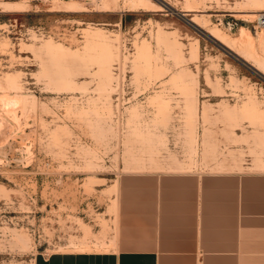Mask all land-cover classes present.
I'll return each mask as SVG.
<instances>
[{"label":"rangeland","instance_id":"374dc122","mask_svg":"<svg viewBox=\"0 0 264 264\" xmlns=\"http://www.w3.org/2000/svg\"><path fill=\"white\" fill-rule=\"evenodd\" d=\"M246 2L0 0V264L108 251L132 176L264 172V76L208 33L264 58Z\"/></svg>","mask_w":264,"mask_h":264},{"label":"crops","instance_id":"0c3cea01","mask_svg":"<svg viewBox=\"0 0 264 264\" xmlns=\"http://www.w3.org/2000/svg\"><path fill=\"white\" fill-rule=\"evenodd\" d=\"M130 180L116 188L108 251L56 252L35 264H264V172Z\"/></svg>","mask_w":264,"mask_h":264},{"label":"bare ground","instance_id":"6f19581e","mask_svg":"<svg viewBox=\"0 0 264 264\" xmlns=\"http://www.w3.org/2000/svg\"><path fill=\"white\" fill-rule=\"evenodd\" d=\"M260 1L261 0H247V7L249 8H254V13H250L252 15H256L257 12L262 11V8H260ZM257 7V8H256ZM251 12V11H250ZM249 14V15H250ZM215 40H217L219 43L222 44V46H224L227 49H230L231 51L235 52L238 56H240L242 59H244L245 61L249 62L250 65L252 67H254L259 73H261L264 76V64H262L259 59H261L260 57H258L256 59L255 54H254V43L252 42V37L251 35L244 29L242 28L240 30V34H239V39H235V40H231L230 38H227L226 36H224V34L222 35L220 33V31L218 32L216 31H212L210 30V32H208ZM209 35V36H210ZM210 36V37H211ZM211 37V38H212ZM238 48V49H237ZM239 51V53L237 52V50ZM236 50V51H235ZM249 58H255L257 61L251 63L248 59ZM264 59V58H262Z\"/></svg>","mask_w":264,"mask_h":264},{"label":"built area","instance_id":"2783aa9c","mask_svg":"<svg viewBox=\"0 0 264 264\" xmlns=\"http://www.w3.org/2000/svg\"><path fill=\"white\" fill-rule=\"evenodd\" d=\"M254 24H255L254 26L255 30L264 32V10L256 13Z\"/></svg>","mask_w":264,"mask_h":264},{"label":"water","instance_id":"95a60500","mask_svg":"<svg viewBox=\"0 0 264 264\" xmlns=\"http://www.w3.org/2000/svg\"><path fill=\"white\" fill-rule=\"evenodd\" d=\"M223 47V46H222ZM225 48V47H224Z\"/></svg>","mask_w":264,"mask_h":264}]
</instances>
